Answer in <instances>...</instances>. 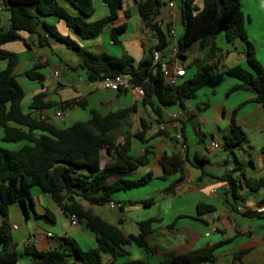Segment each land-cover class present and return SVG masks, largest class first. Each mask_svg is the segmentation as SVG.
<instances>
[{"label": "crops", "instance_id": "1", "mask_svg": "<svg viewBox=\"0 0 264 264\" xmlns=\"http://www.w3.org/2000/svg\"><path fill=\"white\" fill-rule=\"evenodd\" d=\"M56 1L70 15L78 14L66 0ZM170 2L173 3L171 8L168 6ZM239 3L242 13L248 18L245 25L247 41L253 47L254 58L264 70V0H239ZM92 4L94 8L92 21L106 16L107 10L100 0H92ZM131 4L136 10L135 14L131 10ZM133 18L134 26H129ZM256 18H259L262 24L259 30L252 29ZM44 20L55 25L60 34L70 37L88 53L93 51L91 54H106L116 58L127 54L133 59L134 64L145 57L149 47L157 44L156 38L152 35L146 38L149 45L146 46L144 43L143 30L146 23L138 13L136 0L126 2L122 0V9L118 11L117 18L109 22L98 36L91 39L80 38L56 16L45 17ZM155 21L161 25L163 31L174 30L173 35H169L167 47L161 50L164 58L160 64L168 66L165 56L177 47L180 36L177 30L181 29V34L183 31L178 0H167L165 9L160 8ZM122 24H125L126 29L118 37L119 44H113L110 31ZM0 26L4 30L9 28L6 11L0 13ZM20 37L23 41H18L21 45L15 50L5 48L6 44L1 46L17 56V64L12 74L16 79L19 76L26 77L25 73L37 65L39 67L37 72L42 77L41 82L37 81L38 87L29 89L25 107L23 106L25 90L17 79L24 92L21 102L24 113L38 119L44 117L46 122L56 128H62L63 121L64 124H68L67 126L77 122L75 119L67 122L76 109L84 112L85 118L82 122L90 118L89 109H95L101 115L122 109H133L112 134L115 136V144H123L127 136L131 147L130 155L145 156L148 162L132 171L109 177L107 183L117 179H137L146 173L152 175L151 179L142 187L114 193L111 199L119 204L120 208H109L107 203L91 204L80 194L73 196L77 204L85 209H92L102 220L116 227L125 238L138 235L139 222L158 219V222L152 224V231L146 237V241L150 246L158 247L162 251L181 254L218 244L215 252L216 261L212 264H264V213L252 216L244 215L238 210V208L250 210L264 199V187L250 192L244 184L245 180H256L264 176V109L260 104L250 102L254 95L249 91L229 92L240 82L223 74L225 69L234 66L249 69L245 58V41L236 39L227 42L223 36L226 44H231L232 47L217 46L218 52L213 61L217 63L218 75L201 88L193 99L185 100L183 108L178 105L171 109L160 107L161 115L158 116L151 107L142 105L141 101H134L129 92L98 89L95 82L87 80L86 73L85 79H81L77 73L79 70L70 69L81 61L80 54L75 50L68 49L64 44L47 36L48 43L44 44H39L36 37L25 32H21ZM49 55H55L57 61L52 62ZM185 58H180L178 66L184 68L185 78H190L187 77L188 66L180 62ZM55 71H60L59 78L54 77ZM73 76H76V81L73 80ZM40 92L46 94L45 100L56 103L81 100L84 107L74 105L64 111L53 107L36 112L30 108V103ZM153 103L154 106H158L154 98ZM55 111L61 112L60 119L54 117ZM232 118L245 134V139L230 148H224V137L230 131ZM205 135L210 137L208 148L204 147L202 142ZM213 141L218 142L217 149L223 147L227 150L232 159L226 153L209 159L204 150L207 152L217 150L211 149ZM234 149H237V152ZM164 155H177L183 162L184 176L172 194H166L164 191L178 174L163 175L159 161ZM111 162L112 155L106 148L101 149L100 168ZM234 169L237 170L234 172ZM227 173L231 174L238 185L235 193H232L227 182L221 179ZM153 182L160 183L150 190L149 186L153 185ZM117 193L123 195L116 197ZM153 193H158L157 198ZM30 197V201H25L24 208L16 203L8 209L7 222L18 255L17 261L13 264H39L24 252L25 247L32 246L39 252H46L57 249L61 245V238L74 241L83 251L97 247L95 236L84 221L77 220L75 225L71 224L70 215L62 210L64 202L58 204L51 195L40 192L36 187L30 189ZM143 202L147 204L144 205ZM199 203L214 206L215 212L197 216L196 206ZM117 209L119 214L114 215L112 212ZM168 215L172 221L165 220ZM1 220L0 215V224ZM30 238H33L31 243L28 242ZM123 249L128 255L116 259L102 253V263L121 264L126 260H141L144 264H158L159 253H146L133 242L125 245ZM239 253L242 254L236 257ZM68 264L80 262L70 258Z\"/></svg>", "mask_w": 264, "mask_h": 264}, {"label": "trees", "instance_id": "2", "mask_svg": "<svg viewBox=\"0 0 264 264\" xmlns=\"http://www.w3.org/2000/svg\"><path fill=\"white\" fill-rule=\"evenodd\" d=\"M66 1L78 11L77 15L67 13L56 0H0V13L6 11L9 18L8 29L4 30L0 26V61L6 62L5 67L0 71L1 142L23 143L17 150L0 147V215L2 218L0 264H13L17 261L16 246L7 222L8 209L16 203L24 208L25 201L31 200L32 187L51 195L60 205L64 202L63 212L76 216L79 221H84L97 242L95 249L87 251L81 250L68 238H61V245L57 249L46 252H39L32 246L25 247L24 252L37 260L39 264H68L70 258L78 260L80 264H103L102 253L111 255L113 259L127 256L128 253L123 247L130 242L135 243L146 253H159L158 264L214 263L218 244L181 254L162 251L158 247L150 246L146 241V237L152 231V224L158 222V219L152 218L139 222L138 235L125 238L116 227L106 223L92 209H85L74 201L73 196L80 194L91 204L103 205L112 201L111 197L114 193L142 187L151 179L152 175L146 173L137 179H117L107 183L109 177L132 171L148 162L145 156L130 155L131 147L127 136L123 144H115V136L112 134V131L124 122L133 109H122L105 115H101L95 109H89L90 118L87 121H77L62 128H56L49 122L24 113L21 107L24 92L12 74L17 64V56L1 46L13 41H23L20 37L21 32L36 37L39 44L48 43L47 37L51 38L80 54L81 61L70 67L71 70L85 71L87 80L90 82L118 74L127 76L131 83L143 88L142 105L151 107L152 111L160 116V107L178 105L183 108L185 100L193 99L201 88L218 75L217 63L213 61L218 52L215 37L223 34L227 42L236 39L245 41V58L249 67L245 70L240 66H234L223 71L224 75L240 82L229 92L249 91L254 95L250 102L260 104L264 109V70L254 58L253 47L247 41L245 24L248 18L242 13L239 0H178L183 31L177 40V54L180 58H185L188 48L196 41L198 52L204 58L201 59L202 57L199 56L193 61L197 71L192 77L184 78L174 86L165 83L162 65L152 62V49H164L170 38L168 32L163 31L155 21L163 6L161 0H143L142 3L137 4L138 13L150 29L151 35L156 38L157 44L149 47L145 57L136 64L127 54L116 58L106 54L88 53L70 37L60 34L55 25L44 20L45 17L56 16L80 38H95L109 22L117 18L118 11L122 9V0H100L107 14L93 21L91 20L94 15L92 0ZM125 29V24L111 29L110 38L113 44H119L118 37ZM24 45L27 46L26 43ZM38 69L37 65L33 66L25 73V76L30 80L41 82L42 77L37 72ZM45 98L46 94L43 92L36 94L32 98L30 108L39 112L53 107H57L60 111L74 105L84 107L81 100L56 103ZM153 98L158 106H154ZM235 112L234 110L233 114ZM136 137L139 138L138 135ZM244 139L245 134L232 118L230 131L224 137V148H230ZM103 148L112 155V162L100 168V150ZM159 164L164 176L178 174L164 191L166 194H172L184 176L183 162L177 155H164ZM221 179L226 181L230 191L235 193L238 185L231 174L227 173ZM244 184L250 192H255L264 187V176L256 180H245ZM213 212L215 207L212 205L199 203L196 206L197 216ZM258 214L253 211L244 212V215ZM241 254L239 253L236 257ZM121 264L144 263L141 260H126Z\"/></svg>", "mask_w": 264, "mask_h": 264}, {"label": "built area", "instance_id": "3", "mask_svg": "<svg viewBox=\"0 0 264 264\" xmlns=\"http://www.w3.org/2000/svg\"><path fill=\"white\" fill-rule=\"evenodd\" d=\"M143 0H136L137 4L142 3ZM168 6L171 8L173 7V3H169ZM159 27L161 26L158 24ZM169 35H173L174 30L168 29L167 30ZM144 34V43L145 45H149V42L146 40L147 36L151 35L150 29L146 26L143 30ZM164 57L162 56L161 50H157L155 48L152 49V62L153 64L160 63V61ZM165 58L168 60V66L165 64L162 66V69L164 71V81L167 85L174 86L178 83H180L185 78V70L183 67L178 66V62L180 60V57L177 54V47L173 48L172 51L169 53V55L165 56ZM55 78L60 77V71H55L53 73ZM95 87L102 90H108L113 92H129L131 93L134 101H142L144 97V90L141 86L133 84L130 82L129 78L123 74H118L116 76L112 77H104L98 81L95 82ZM54 117L60 119L61 118V112L55 111ZM41 120L45 121L46 119L44 117H41ZM163 128V127H162ZM218 142L213 141L211 143V149H217L218 148ZM109 208H120L119 204L114 203L113 201H109L107 203ZM239 211H242L243 213L246 211H253L256 213H264V203L255 205L250 210H245L238 208ZM70 222L72 225H75L77 218L74 215L69 216ZM33 241V238H30L28 240L29 243Z\"/></svg>", "mask_w": 264, "mask_h": 264}, {"label": "rangeland", "instance_id": "4", "mask_svg": "<svg viewBox=\"0 0 264 264\" xmlns=\"http://www.w3.org/2000/svg\"><path fill=\"white\" fill-rule=\"evenodd\" d=\"M124 2H126V0H124ZM162 3H163V6L161 7V9H165V6L167 4V0H162ZM132 5V4H131ZM132 12L133 14L136 13V10L134 8V6L132 5ZM131 25L129 26H134V23H135V18H133L131 20ZM246 25V24H245ZM262 27V24L259 22V18H256L254 19V23L252 25V29H257L259 30L260 28ZM131 28V27H130ZM177 33L178 35H181V29H178L177 30ZM215 43L218 47H221V48H224L225 45H227L229 48L232 47L231 44H226L223 36L221 34L217 35L215 37ZM21 44L18 42V41H13V42H9V43H6V47L5 48H8V49H12V50H15L17 49ZM89 50V49H88ZM93 51H91L92 53ZM165 53V50L163 51ZM145 55H146V52H145ZM198 50H197V42H193L190 47L188 48V51L186 53V58L185 60H181L180 62L182 64H184L185 66H188L187 67V77H192L195 72L197 71V67L196 65L193 63L194 59L198 57ZM50 59L52 62H56L57 61V58L56 56L54 55H49ZM200 57H202L201 59L204 58L203 55H200ZM5 67V62L4 61H0V71L2 70V68ZM44 73V72H43ZM77 73L79 74V76L81 77V79H85V72L84 71H77ZM18 81L20 82L22 88L25 90V94H26V97L24 99L25 102H23V106L25 107L26 106V101L28 100L29 98V89L31 88H36L38 87V82L37 81H32V80H29L27 79L26 77L24 76H19L17 77ZM62 81H64L62 78H60ZM73 80L76 81V76H73ZM170 109L171 108H174V106H171L169 107ZM84 112H82V110L80 109H76L72 112L71 116L68 118L67 122H69V120L71 119H75L76 121H82L84 120ZM61 127H64V126H67L68 124H64V121L61 123ZM1 137H2V129L0 127V147L1 148H4V149H7V150H17L21 147L22 143H15V144H4L3 142H1ZM221 138V136H220ZM202 142H203V146L208 148L207 146L210 144V137L208 135H205V137L202 139ZM235 152H237V149H234ZM204 153L205 155L211 159L212 157L214 156H218L220 157L221 155H223L224 153H226L230 158H231V155L230 153L225 150L223 147H220L219 149L215 150L214 152H207V150H204ZM232 159V158H231ZM157 183H160V182H153L152 184L153 185H150L149 189L150 190H153L154 187L156 185H158ZM154 194V197L157 198L158 196V193H153ZM123 194L122 193H117L115 196L116 197H121ZM241 204V203H240ZM112 213H114V215H118L119 214V210H114ZM170 215L166 216L165 220L166 221H172V219L169 217ZM242 218V217H240Z\"/></svg>", "mask_w": 264, "mask_h": 264}]
</instances>
